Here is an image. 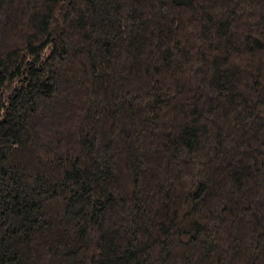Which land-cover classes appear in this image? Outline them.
<instances>
[{
	"label": "trees",
	"instance_id": "trees-1",
	"mask_svg": "<svg viewBox=\"0 0 264 264\" xmlns=\"http://www.w3.org/2000/svg\"><path fill=\"white\" fill-rule=\"evenodd\" d=\"M0 264H264V0H0Z\"/></svg>",
	"mask_w": 264,
	"mask_h": 264
}]
</instances>
